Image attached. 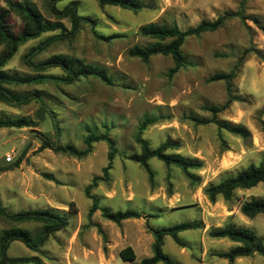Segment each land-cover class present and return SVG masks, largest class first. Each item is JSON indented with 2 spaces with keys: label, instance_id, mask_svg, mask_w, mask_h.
I'll return each instance as SVG.
<instances>
[{
  "label": "rangeland",
  "instance_id": "obj_1",
  "mask_svg": "<svg viewBox=\"0 0 264 264\" xmlns=\"http://www.w3.org/2000/svg\"><path fill=\"white\" fill-rule=\"evenodd\" d=\"M30 1L46 20L72 29L69 18L59 19L51 12L50 0ZM72 1L78 14L95 24H81L73 36L57 39L32 62L72 57L104 70L112 83L80 77L73 82L46 79L7 86L27 101H0V119L32 123L0 129L1 204L9 214L48 209L68 220L38 251L14 241L8 256L38 257L41 264H139L153 256L155 230L197 221L198 229L179 234L182 246L164 237L162 250L174 262L264 264L258 254L233 262L220 257L237 244L210 235L214 228L232 223L252 229L264 243V214L251 219L240 212L244 201L264 197V183L236 191L231 202L218 198L212 203L205 194L210 185L264 163V0H139L143 8L138 12L100 6L99 0H61L56 6L63 10ZM230 11H242L243 16L215 32L189 37L182 46L188 64L172 76L171 56L144 62L129 54L135 46L154 43L139 34L144 25L187 30ZM14 22L19 24L16 18ZM59 34L60 30L48 32L20 46L5 70L20 77H64L60 67L41 70L26 57ZM231 72L235 77L230 89L225 81H210L215 74ZM212 107L221 111L215 115ZM147 120L152 122L143 127ZM216 121L243 126L247 139L220 129ZM140 132L153 149L174 139L180 147L170 152L201 160L202 167L190 171L194 179L157 158L148 162V169L133 161L131 156L141 152L136 141ZM91 134L110 141L94 143L82 156L44 145L49 140L83 152ZM111 152L114 158L106 170ZM95 201L98 207L92 212ZM103 209L134 211L139 217L115 223L104 217ZM42 227L0 217V235L10 228L36 235ZM128 246L136 253L134 261L120 257Z\"/></svg>",
  "mask_w": 264,
  "mask_h": 264
},
{
  "label": "trees",
  "instance_id": "obj_2",
  "mask_svg": "<svg viewBox=\"0 0 264 264\" xmlns=\"http://www.w3.org/2000/svg\"><path fill=\"white\" fill-rule=\"evenodd\" d=\"M59 1L61 0H50L51 12L59 19L69 18L72 23V29L70 31L65 28L62 22H52L46 20L42 13L30 0H3L4 3L0 2V46L3 47L0 51L1 102L8 105H18L27 101V98L19 97L8 90L7 86L13 84H29L46 79L73 82L80 77H94L105 83H112L105 74L104 70L92 65H87L82 60L74 59L72 57L57 55L38 65L32 62V59L36 54L57 39H61L66 36H73L81 24H95L91 17L81 16L78 14L77 3L75 1L70 2L63 10L58 9L56 6ZM99 3L100 6H117L134 12H138L143 8V5L139 0H99ZM242 16V11L226 12L215 21H202L197 26L187 30H182L177 25L166 26L156 23L144 25L140 28L139 34L145 38L154 40V43L144 47L135 46L129 51V54L130 56L141 59L144 62H148L150 58L157 55L171 56L175 64L169 72V75L172 76L188 64L182 53V46L189 37H199L208 32H215L222 28L229 20ZM14 18L19 20V24L14 22ZM57 30H60L61 34L51 37L39 46L33 48L31 52L26 55V57L29 64L41 70L60 67L65 73L64 77H20L12 75L5 70L7 64L15 56L20 46L30 40L39 38L45 33ZM234 77V72L228 74L218 73L213 75L210 78V81H225L230 89ZM210 111L216 115L221 110L219 108L212 107L210 108ZM151 122V120H147L143 127L146 123ZM31 123L32 122L26 119H0V129L29 127L31 126ZM216 123L220 129H224L244 139H247L248 137V131L241 125L217 121ZM143 127L141 129H143ZM101 140L110 141L107 136H96L95 134H91L86 139L87 150L83 152H79L69 146H57L49 140H46L44 145L46 148H50L57 152L62 151L75 156H82L90 151L94 143ZM136 141L140 145L141 152L131 156V159L140 163L146 169H148V162L153 158H157L163 161L166 165H173L180 168L189 178L194 179V176L190 171L200 169L203 165L201 160L198 158L184 157L180 154L170 152L179 149L180 142L178 140L168 139L159 147L153 149L149 146L148 142L142 138L140 132L136 137ZM113 158L114 152H111L109 155L110 162L106 170L111 167ZM261 183H264V163L259 165L251 164L240 170L235 176L223 179L218 184L210 185L205 189V194L212 203H216L218 198H222L226 202H231L236 191L251 189ZM97 207L98 203L95 201L94 208H92L91 211L93 212L97 209ZM102 211L105 218L115 223L139 217V214L134 211L111 212L108 209H103ZM240 212L244 216L251 219L260 214H264V197L252 198L244 201L240 206ZM0 217L8 219L14 223L37 222L43 225L41 231L36 235H33L30 231L21 228H10L4 230L0 235V264H19L25 262L41 264L38 257H9L7 252L11 243L14 241H20L27 247L38 251V249L45 243L47 238L52 233L59 231L68 225L66 217L48 209L9 214L2 206L1 201ZM199 227L200 224L197 221H192L155 230L153 256L143 259L139 264H178L169 256L164 254L162 250L164 237L170 236L176 244L182 246L183 243L179 238V234L188 230L198 229ZM210 235L214 238L228 239L237 244L229 251L220 254V257L227 259L230 262L239 258L250 257L255 254L264 257V243L262 239L259 238L258 235L250 228L228 223L223 227L214 228L211 230ZM120 257L123 261H134L136 259V253L131 246H128L121 250Z\"/></svg>",
  "mask_w": 264,
  "mask_h": 264
},
{
  "label": "built area",
  "instance_id": "obj_3",
  "mask_svg": "<svg viewBox=\"0 0 264 264\" xmlns=\"http://www.w3.org/2000/svg\"><path fill=\"white\" fill-rule=\"evenodd\" d=\"M12 157L11 156H8L7 160L8 161H11Z\"/></svg>",
  "mask_w": 264,
  "mask_h": 264
}]
</instances>
